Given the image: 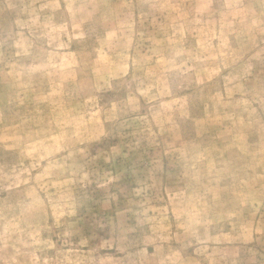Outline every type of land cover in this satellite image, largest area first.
<instances>
[{"label": "rangeland", "instance_id": "1", "mask_svg": "<svg viewBox=\"0 0 264 264\" xmlns=\"http://www.w3.org/2000/svg\"><path fill=\"white\" fill-rule=\"evenodd\" d=\"M0 264H264V0H0Z\"/></svg>", "mask_w": 264, "mask_h": 264}]
</instances>
